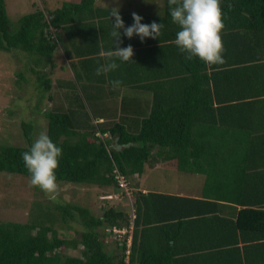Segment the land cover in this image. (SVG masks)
Wrapping results in <instances>:
<instances>
[{
    "label": "trees",
    "instance_id": "1",
    "mask_svg": "<svg viewBox=\"0 0 264 264\" xmlns=\"http://www.w3.org/2000/svg\"><path fill=\"white\" fill-rule=\"evenodd\" d=\"M221 6L224 63L209 66L198 57L186 59L187 54L174 42L179 27L172 22L165 0L160 15L139 14L143 17L141 23H163L159 37L141 41L138 35L128 38L120 30L119 46L131 44L134 49L132 60L122 62L125 74L129 76L134 71L135 77L123 79L114 90L111 72L105 73V81H98L97 86L74 70L72 79L63 82L67 85L65 91L46 96L50 108L41 112L46 119L45 132L62 148L56 170L58 182L111 186L108 194H121L113 169L127 179L140 173L144 164H159V159L174 160L168 163L173 168L201 172L208 179L219 176L238 180L241 165H264V123L256 113L264 109V0H222ZM110 12L109 8L93 6V0L65 1L47 12L35 6L13 26L5 2L0 0V50L24 52L34 56L37 63L44 58L51 67L52 53L59 44L67 58L73 52L82 65L88 64L98 59L100 51H107V38L113 41L110 33L115 17L111 19ZM120 15L125 27L134 23L132 14ZM26 71L36 73L43 93L49 90L51 80L43 71L37 72L31 66ZM103 87L108 91L100 93L99 88ZM123 87L147 91L150 96L131 98L120 94ZM98 118L100 122L93 121ZM20 127L26 145L0 144V172L30 177L22 153L32 144V125L21 121ZM104 133L113 138V146L103 137ZM227 139L248 141L244 146H226ZM227 155L233 159L225 163ZM262 169L257 172L264 175ZM218 197L224 200L238 196ZM130 198L124 209L106 201L98 216L85 206L55 203L53 210L66 227H71L67 221L80 227L71 238L54 229V215L49 210L42 209L46 212L41 221H0V264H201L199 260L207 256L203 253L209 247L216 249L208 252L209 256H227L218 264H242L238 236L235 237L236 230L241 233V219L246 220L245 227L259 233L255 237H264V208L240 209L236 219L229 220L208 208L216 204L212 201L138 190L130 192ZM248 201L247 205H264V195H254ZM131 209L134 217L125 262L124 243L111 239L119 251L106 252L103 231L127 227ZM191 217L200 222L212 220L223 234L230 224L233 239L221 236L216 243H201L183 250L175 259L176 239L168 228L180 221H192ZM78 245L80 256L62 255L59 251ZM196 256L201 258L195 262Z\"/></svg>",
    "mask_w": 264,
    "mask_h": 264
},
{
    "label": "rangeland",
    "instance_id": "2",
    "mask_svg": "<svg viewBox=\"0 0 264 264\" xmlns=\"http://www.w3.org/2000/svg\"><path fill=\"white\" fill-rule=\"evenodd\" d=\"M65 1L78 2L79 0H4L7 16L13 26L21 15L32 11L35 6L47 12L60 7ZM164 2L165 0H93V6L109 9L119 7L120 12L130 14L135 12L140 15H160L164 10ZM33 57L18 50H0V144L2 145H26L21 132V121L32 125V143L41 132L46 130V119L41 112L50 108L46 96L54 91L50 88L43 93V89H39L36 73H31L26 69L31 66L37 72L42 73L43 71L49 78L52 71L50 63L44 58L37 63ZM62 64L64 66L56 71V76L68 78L70 76L68 67L63 61ZM55 84L50 82V86ZM40 94H43L42 98L38 99ZM37 100H40L39 103ZM137 174V176L129 175L127 178L130 189L139 187L150 191L173 192L190 186L192 182V184H201L203 179V176L198 174L177 172L160 166L149 167L146 164ZM29 181L28 176L0 172V221L26 222L34 219V221H41L45 218L44 212L49 210L54 215L52 220L54 229L61 236H69L68 238H71L74 230L80 227L74 221H67L71 227H66L61 222L59 214L53 210V205L62 201L85 206L92 215L98 216L106 204L102 196L111 192L112 188L111 186L98 187L92 183L58 182L61 189L60 195L57 202H53L39 188L30 186ZM194 186L196 185L190 187ZM117 197L109 199V203L115 202L122 209L128 206L130 200L126 197ZM42 209L46 211L43 212ZM103 232L104 238H109V241L105 243L106 252L113 253L114 247L113 251H119L117 243L114 240L111 241V236L106 231ZM67 248H60V253L79 255L81 246L78 245V248L73 250Z\"/></svg>",
    "mask_w": 264,
    "mask_h": 264
},
{
    "label": "crops",
    "instance_id": "3",
    "mask_svg": "<svg viewBox=\"0 0 264 264\" xmlns=\"http://www.w3.org/2000/svg\"><path fill=\"white\" fill-rule=\"evenodd\" d=\"M76 43H78L76 41ZM73 46L77 45V44H72ZM107 48H106V52L105 51H100L98 55H96V58L98 59H94V61L89 62L88 64H81L78 61V57H76V55H74V53L72 52L71 56L69 58H67L62 50V47L58 44L55 48V50L52 53V57H54V59L51 61V71L52 74L50 75V80L54 83H56L54 86L51 85L50 88L53 89L54 93H62L63 91H65L67 88V85L63 84V82H67L70 79H72L73 76V71H79L82 75V77L84 78L85 76L88 77L89 82L95 81L97 86L100 84L98 81H100L102 83V81L104 79H106L105 73L97 76L96 75V69L98 66L107 63L108 61L105 59L106 54L109 51L113 50V41L110 40V37L107 38V42H106ZM68 46V43H67ZM69 47V46H68ZM115 47V46H114ZM73 50V49H71ZM88 56H83L82 58H86ZM62 61L65 63V66L68 67V70L70 72V76L68 78H61L59 76H56V71L60 68L62 69V66H64L62 64ZM117 63L119 64V68L116 69L115 71H111L110 75L111 78L115 79H119V80H128V78H130V76L133 78L135 77V74L132 72L131 75L127 76V74H125V67L124 64L122 63V61L117 60ZM104 78V79H103ZM67 79V80H65ZM85 80V79H84ZM105 81V80H104ZM49 88V89H50ZM51 89V90H52ZM101 90L100 93L108 91L106 89V87L103 88H99ZM122 91V92H121ZM107 93V92H106ZM124 94L125 96H129L131 98L133 97H139V98H144V97H149V93L147 91H140V90H134V89H126V88H121L120 90V94ZM107 95V94H106ZM119 96V95H118ZM75 109H79L75 106ZM83 112V109H82ZM257 115H260V118L262 116V121L264 123V109L260 112L257 111L256 112ZM94 122H100L101 119H93ZM104 138H107L109 140V144L110 146L114 145V140L113 138H110V136L108 135V133H104L103 134ZM248 140L246 139H232V140H226L225 145L226 146H244L245 143ZM242 158V156H241ZM232 156H225V163H228V161L232 160ZM238 161H241V159H239L237 157ZM159 164H155V165H147L149 167H163L166 169H170V170H175V171H180L177 170L175 168H173V165H169L168 163H173L174 160H164V159H159ZM247 160L245 159V162ZM241 162H244L243 159ZM244 162V163H245ZM247 163V162H246ZM252 167V166H251ZM225 170L228 171V167H224ZM223 168V169H224ZM242 168V169H241ZM240 171H242L241 176L235 180H233V178H226V177H219V176H215V177H210L208 179V176L205 175L204 173L201 172H187V171H181L183 173H189V174H198L203 176L202 179V183L201 184H192V185H196L193 188H191L190 186H187L186 188L184 187L183 189H178L177 191H166V192H161V191H150L147 190L145 188H139V187H132L130 190L132 191H141L142 193L150 191V192H157V193H163V194H171V195H176V196H181V197H188V198H196V199H202L205 201H212L215 202L216 204H210L208 205V208L214 210V212H216L215 214H217L218 216L222 217V218H226V219H231V220H235L237 217V211L240 209H244V208H254V209H258V208H264V205H247L249 204L248 200L252 198V196H261L264 195V175L263 174H259L257 172V170L264 168V165H260L257 168H250L249 166H244L241 165ZM254 169H256V171H254ZM244 170V171H243ZM249 172H254L256 173L251 174ZM134 176H137L138 174L133 173ZM138 178V177H137ZM229 195V196H238L235 197L233 199H227L225 198L224 200L221 199L222 197H218L220 195ZM258 198V197H257ZM238 200V201H237ZM207 207V206H205ZM213 214V213H212ZM209 215V214H208ZM193 218V217H191ZM196 218H193L192 221H188V220H184V221H180L181 223H179L178 225H170L168 228V232L172 235H174V238L176 239L174 244H175V253L176 254V258H179L181 255L179 254H183V250H188L191 249L197 245H200L201 243H209V244H213L218 242V240L221 239V236H223V239H233L232 235H231V226L230 224L227 223V226L225 228V232L223 234L220 233L219 231H217V227H215V223L211 220L209 222H200L195 220ZM188 221V222H187ZM159 224V223H158ZM241 233L239 234L238 231L236 230V236H238V240H237V246L240 248L241 250V263L242 264H264V237L261 238H257L255 236L259 235L258 232L253 231L245 226H247L248 224L246 223V220L244 222V219H241ZM156 225V223L154 224ZM201 229V231H199ZM74 235V234H73ZM235 235V234H234ZM65 237H69V236H65ZM226 237V238H224ZM105 243L109 241V238H104ZM112 241V240H111ZM114 243V242H112ZM172 244V242H170ZM78 248V246L76 247ZM76 248H67L70 250L76 249ZM115 249V247H114ZM113 249V250H114ZM112 250V252H113ZM214 250H216L214 247H209V251L210 253H212ZM178 251V252H177ZM245 251V252H244ZM206 252V251H205ZM203 253V255H207V256H203V258L201 260H199V256H196L195 258V262L196 261H200L201 264H211L212 262L218 264V262H222L223 259H225L227 256H223L222 254H211L209 256L210 253ZM70 256H80L79 255H73V254H68ZM187 255V254H186ZM183 256V255H182ZM198 257V258H197Z\"/></svg>",
    "mask_w": 264,
    "mask_h": 264
},
{
    "label": "clouds",
    "instance_id": "4",
    "mask_svg": "<svg viewBox=\"0 0 264 264\" xmlns=\"http://www.w3.org/2000/svg\"><path fill=\"white\" fill-rule=\"evenodd\" d=\"M168 4L172 22L179 27L174 42L182 53L187 54L186 59L198 57L209 66L224 63L222 33L225 24L222 0H168ZM228 7L231 8V5ZM110 16L111 19L115 17L110 33L113 38V50L105 56L108 62L97 67V76L118 69L117 60H132L133 46H119L122 43L121 29L128 38L135 34L143 41L146 37H159L164 27L163 23L158 24L155 21L151 24L141 23L143 17L135 12L132 13L134 23L125 27L119 7H111ZM121 83L119 79L111 81L114 90ZM61 156L62 148L57 146L46 132H41L29 150L22 153L24 165L30 174V186L39 188L53 202H57L61 190L56 177ZM102 199L110 201L103 196Z\"/></svg>",
    "mask_w": 264,
    "mask_h": 264
},
{
    "label": "built area",
    "instance_id": "5",
    "mask_svg": "<svg viewBox=\"0 0 264 264\" xmlns=\"http://www.w3.org/2000/svg\"><path fill=\"white\" fill-rule=\"evenodd\" d=\"M115 182L118 188L121 191V194H107L103 196L105 199H116L119 196L120 198L126 197L128 200L130 198V188L128 186L127 179L120 174L116 169H113ZM122 192L124 195H122ZM134 217L133 209L130 210V221L127 227H111L110 229H106L111 236V239H115L118 243H124V261L127 262V256L129 253L130 241H131V228H132V218Z\"/></svg>",
    "mask_w": 264,
    "mask_h": 264
}]
</instances>
